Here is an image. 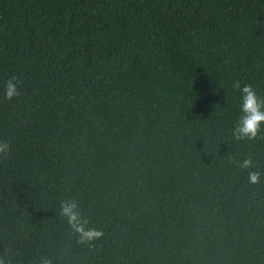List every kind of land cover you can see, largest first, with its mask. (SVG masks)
<instances>
[{
	"label": "trees",
	"instance_id": "obj_1",
	"mask_svg": "<svg viewBox=\"0 0 264 264\" xmlns=\"http://www.w3.org/2000/svg\"><path fill=\"white\" fill-rule=\"evenodd\" d=\"M235 79L264 96V0H0V254L264 264V138L232 135Z\"/></svg>",
	"mask_w": 264,
	"mask_h": 264
},
{
	"label": "clouds",
	"instance_id": "obj_2",
	"mask_svg": "<svg viewBox=\"0 0 264 264\" xmlns=\"http://www.w3.org/2000/svg\"><path fill=\"white\" fill-rule=\"evenodd\" d=\"M20 81L16 76L7 79L4 85L6 99H14L21 95ZM231 87L240 93L241 115L232 130V135L237 140H254L258 137L264 138V96L257 93L251 83H241V80L232 81ZM11 152V144L7 140H0V157H6ZM242 168H252V158L248 157L240 164ZM260 174L256 171L249 173L250 182H258ZM60 214L64 216L75 234L79 235L82 243H88L101 237L102 232L89 227V220L80 211L79 203L74 199H65L60 205ZM0 264H12L10 253L0 254ZM40 264H52L47 257L41 259Z\"/></svg>",
	"mask_w": 264,
	"mask_h": 264
}]
</instances>
